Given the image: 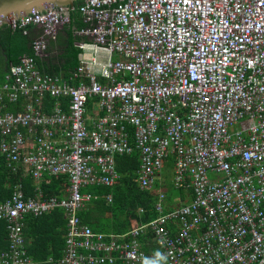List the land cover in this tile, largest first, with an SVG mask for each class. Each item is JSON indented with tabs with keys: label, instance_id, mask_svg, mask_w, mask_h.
Here are the masks:
<instances>
[{
	"label": "built area",
	"instance_id": "2783aa9c",
	"mask_svg": "<svg viewBox=\"0 0 264 264\" xmlns=\"http://www.w3.org/2000/svg\"><path fill=\"white\" fill-rule=\"evenodd\" d=\"M75 10L87 24L78 34L91 40L79 45L76 71L42 73L25 56L0 83L7 165L39 184L69 178L63 198H26L18 184L0 203L8 231L0 264H35L25 219L56 209L67 222L61 264H264V0H82L9 26L40 29L33 47L42 57ZM20 99L24 110L5 111ZM136 151L143 191L172 158L174 185L189 202L167 211L162 187L158 218L126 233L82 223L79 212L100 199L83 188L113 186L116 158Z\"/></svg>",
	"mask_w": 264,
	"mask_h": 264
},
{
	"label": "trees",
	"instance_id": "16d2710c",
	"mask_svg": "<svg viewBox=\"0 0 264 264\" xmlns=\"http://www.w3.org/2000/svg\"><path fill=\"white\" fill-rule=\"evenodd\" d=\"M82 1L76 3L77 6ZM70 25L64 27L56 42L51 43L46 56H37V63L42 73H52L69 77L73 71L80 66L81 48L79 43L88 41L86 37L78 34L87 24L80 10H75L71 16ZM28 35H24L22 30H13L10 26L4 25L0 28V83L5 81L12 65H18L22 57H35L34 41L39 38L42 31L36 27L28 28ZM52 48V49H51ZM55 51L57 53H55ZM78 83V81L76 82ZM98 98L91 100L89 109L92 112L94 103ZM54 103L52 97H46V110L49 111ZM24 107L23 100L17 103H7L6 111L18 112ZM64 107H67V100H64ZM17 166L19 163H16ZM120 178L113 186L89 185L83 188L84 193H90L100 197L88 204L79 212L82 223L88 224L98 232L126 233L130 231L136 223H148L159 214L155 206L158 197V190L164 187L168 195V210L174 204L183 205L188 203L192 194L183 188H177L173 181L169 183L166 171L173 167V159L166 163V169L153 190L143 191L138 170L141 166L140 153L136 151L132 155L119 156L116 158ZM174 168V167H173ZM18 184L22 185V190L28 197H36L41 188L46 197L66 195L69 179L67 175L46 176L41 183H37L30 174H25L23 170L14 171L7 165L4 155L0 154V203L12 197ZM108 195H112V202H108ZM141 210L144 213L141 214ZM66 217L61 209H56L43 217H28L25 233L28 241V252L34 256L38 264H61L63 250L66 244ZM8 231L6 224L0 222V250L8 247ZM146 251H151L150 240L142 238ZM153 245V244H152ZM50 259V260H49ZM116 264H123L122 262Z\"/></svg>",
	"mask_w": 264,
	"mask_h": 264
},
{
	"label": "water",
	"instance_id": "95a60500",
	"mask_svg": "<svg viewBox=\"0 0 264 264\" xmlns=\"http://www.w3.org/2000/svg\"><path fill=\"white\" fill-rule=\"evenodd\" d=\"M82 0H0V28Z\"/></svg>",
	"mask_w": 264,
	"mask_h": 264
},
{
	"label": "crops",
	"instance_id": "0c3cea01",
	"mask_svg": "<svg viewBox=\"0 0 264 264\" xmlns=\"http://www.w3.org/2000/svg\"><path fill=\"white\" fill-rule=\"evenodd\" d=\"M61 32V31H60ZM60 34V33H59ZM88 39V38H87ZM85 42H91V40L90 39H88V41H85ZM81 43H79L78 44V47L80 48V45ZM52 49V48H51ZM55 53H57L56 51H55ZM35 58L38 56L37 54H36V52H35ZM37 60V59H36ZM60 75V74H59ZM20 100H23V103H25L24 102V99H20ZM7 103L8 102H6V106H7ZM24 106H25V104H24ZM93 109V111H94V109L96 108V103H94V106L92 107ZM23 110H24V107H23ZM5 111H6V107H5ZM91 111V110H90ZM93 111L92 112H90L91 114L93 113ZM7 112H11V111H7ZM19 112V111H18ZM12 113H16V112H12ZM45 179V178H44ZM69 179V178H68ZM69 187V186H68ZM68 187H67V190H68ZM40 188V187H39ZM67 190H66V195H67ZM40 191H42L41 190V188H40V190H39V192L37 193V194H39L40 193ZM25 195V194H24ZM65 195V196H66ZM13 196V195H12ZM43 196V199H51V198H63V197H65V196H63V197H57V196H51V197H46L45 195H42ZM112 196V195H111ZM26 197V196H25ZM28 198H33V197H28ZM10 199V198H9ZM8 199V200H9ZM7 201V200H6ZM5 202V201H4ZM51 213V212H50ZM49 214V213H48ZM45 216V215H44ZM28 217H31V216H28ZM28 217H26V219H25V222H24V235H25V233H27V231H25V227H26V224H27V219H28ZM34 217V216H33ZM43 217V216H42ZM35 218H40V217H35ZM25 239H26V248H28V243H30V241H28V239H27V237H26V235H25ZM6 250V249H5ZM0 251H4V250H0ZM27 252H28V250H27ZM28 254H30V256L34 259V262H35V264H38V262L36 261V259L34 258V256L33 255H31V253L30 252H28ZM50 260V259H49Z\"/></svg>",
	"mask_w": 264,
	"mask_h": 264
},
{
	"label": "rangeland",
	"instance_id": "374dc122",
	"mask_svg": "<svg viewBox=\"0 0 264 264\" xmlns=\"http://www.w3.org/2000/svg\"><path fill=\"white\" fill-rule=\"evenodd\" d=\"M173 174H174V168L173 167L166 171V175H168V177H169V183L171 182V180L173 181V179H172L173 178ZM176 204L178 205L179 202L176 203ZM176 204H174V205H176Z\"/></svg>",
	"mask_w": 264,
	"mask_h": 264
}]
</instances>
